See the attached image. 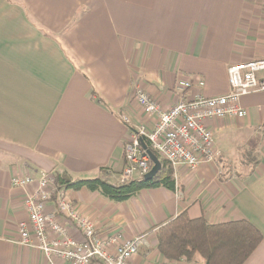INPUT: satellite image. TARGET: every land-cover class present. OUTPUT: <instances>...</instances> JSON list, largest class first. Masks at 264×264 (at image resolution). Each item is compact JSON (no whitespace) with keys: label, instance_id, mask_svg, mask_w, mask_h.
Wrapping results in <instances>:
<instances>
[{"label":"crops","instance_id":"0c3cea01","mask_svg":"<svg viewBox=\"0 0 264 264\" xmlns=\"http://www.w3.org/2000/svg\"><path fill=\"white\" fill-rule=\"evenodd\" d=\"M259 59L264 0H0V264H48L16 243L29 214L14 176L66 172L119 184L131 134L156 122L135 100L136 86L168 110L180 101L179 82L205 83L188 98L223 96L228 68ZM240 102L245 118L209 123L215 161L179 170L175 192L144 190L119 204L60 193L101 237L145 236L148 247L128 264H204L159 253V228L183 212L211 224L249 221L263 240L245 264H264V93Z\"/></svg>","mask_w":264,"mask_h":264},{"label":"built area","instance_id":"2783aa9c","mask_svg":"<svg viewBox=\"0 0 264 264\" xmlns=\"http://www.w3.org/2000/svg\"><path fill=\"white\" fill-rule=\"evenodd\" d=\"M228 82L230 90L223 96L205 97L198 93L188 98L187 91L203 88L205 83L195 86L192 82L181 81L175 89L180 101L168 110L136 86L135 100L143 113L156 118V122L152 128L139 125L131 134L125 145L126 166L119 183L144 179L153 170L154 164L142 149V139L161 159L170 163L174 176L181 169L195 171L213 163L216 153L209 123L247 116L240 101L243 97L264 93V59L231 65ZM122 121L131 125L127 115L122 116ZM33 185L37 189L31 192L29 188ZM11 186L24 192L29 214L28 220L19 224L16 243L41 253L48 264H57V260L66 264H128L148 247L145 236L131 240L124 239L120 233L101 237L96 226L80 214L75 203L65 193L56 191L51 175L44 174L38 179L16 175ZM53 201L57 209L48 211ZM73 231L79 232L82 239L72 237Z\"/></svg>","mask_w":264,"mask_h":264},{"label":"trees","instance_id":"16d2710c","mask_svg":"<svg viewBox=\"0 0 264 264\" xmlns=\"http://www.w3.org/2000/svg\"><path fill=\"white\" fill-rule=\"evenodd\" d=\"M158 158L162 168L152 181L136 178L114 185L102 178L74 180L66 172H57L54 174L56 191L85 190L99 193L106 200L118 204L136 198L144 190L165 188L175 192L177 182L173 168ZM157 235L158 250L164 259L193 261L200 256L204 264H245L263 240L260 231L249 221L211 224L203 218L192 220L187 212L163 224Z\"/></svg>","mask_w":264,"mask_h":264},{"label":"water","instance_id":"95a60500","mask_svg":"<svg viewBox=\"0 0 264 264\" xmlns=\"http://www.w3.org/2000/svg\"><path fill=\"white\" fill-rule=\"evenodd\" d=\"M141 146L142 149L146 152V154L150 157L152 163L154 164L153 170L148 175H146L143 180L145 182L152 181L159 174L162 168V163L158 156L151 149H149L148 144L143 139L141 140Z\"/></svg>","mask_w":264,"mask_h":264},{"label":"rangeland","instance_id":"374dc122","mask_svg":"<svg viewBox=\"0 0 264 264\" xmlns=\"http://www.w3.org/2000/svg\"><path fill=\"white\" fill-rule=\"evenodd\" d=\"M255 158H256V156H252V159H255ZM120 177H121V176H120ZM119 179H120V178H119ZM195 259H200L201 261H203V259H202L200 256H197ZM195 259H194V260H195ZM194 260H193V261H194ZM198 264H199V263H198Z\"/></svg>","mask_w":264,"mask_h":264}]
</instances>
